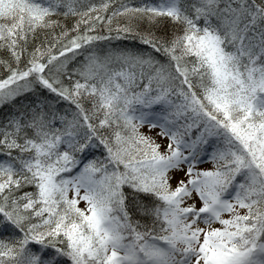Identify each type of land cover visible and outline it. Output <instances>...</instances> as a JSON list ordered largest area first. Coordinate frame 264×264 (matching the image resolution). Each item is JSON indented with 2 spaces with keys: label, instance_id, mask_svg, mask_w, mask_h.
Returning <instances> with one entry per match:
<instances>
[{
  "label": "snow or ice",
  "instance_id": "obj_1",
  "mask_svg": "<svg viewBox=\"0 0 264 264\" xmlns=\"http://www.w3.org/2000/svg\"><path fill=\"white\" fill-rule=\"evenodd\" d=\"M0 264H264V0H0Z\"/></svg>",
  "mask_w": 264,
  "mask_h": 264
},
{
  "label": "rangeland",
  "instance_id": "obj_2",
  "mask_svg": "<svg viewBox=\"0 0 264 264\" xmlns=\"http://www.w3.org/2000/svg\"><path fill=\"white\" fill-rule=\"evenodd\" d=\"M146 130V129H145Z\"/></svg>",
  "mask_w": 264,
  "mask_h": 264
}]
</instances>
